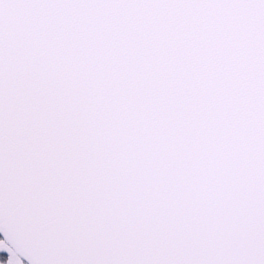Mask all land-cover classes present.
Returning <instances> with one entry per match:
<instances>
[{"label": "snow or ice", "instance_id": "obj_1", "mask_svg": "<svg viewBox=\"0 0 264 264\" xmlns=\"http://www.w3.org/2000/svg\"><path fill=\"white\" fill-rule=\"evenodd\" d=\"M0 264H264V0H0Z\"/></svg>", "mask_w": 264, "mask_h": 264}]
</instances>
